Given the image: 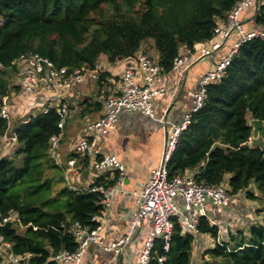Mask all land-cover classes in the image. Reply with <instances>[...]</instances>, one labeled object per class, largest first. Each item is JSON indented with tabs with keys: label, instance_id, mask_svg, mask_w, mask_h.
I'll use <instances>...</instances> for the list:
<instances>
[{
	"label": "trees",
	"instance_id": "16d2710c",
	"mask_svg": "<svg viewBox=\"0 0 264 264\" xmlns=\"http://www.w3.org/2000/svg\"><path fill=\"white\" fill-rule=\"evenodd\" d=\"M239 1L0 0V147L11 119L1 115L4 98L21 89L13 82L18 76L13 62L20 56L39 53L58 67L95 69L103 55L111 62L131 58L154 40L160 63L170 71L182 47L215 38L219 21ZM254 20L264 28V5ZM108 74L100 72L99 83ZM101 105L96 102V108ZM251 118L264 121L261 37L244 41L223 78L208 85L203 107L193 114L168 162L170 177L191 170L209 184L225 182L231 194L243 191L264 199V124L262 142L256 143ZM59 121L55 108L23 120L7 135L16 138L14 146L0 158V236L11 244L9 252L26 256L22 264H60L59 252L78 247L70 224L96 228L99 222L92 217L104 210L100 193L64 184L63 169L50 150ZM257 211L264 214V205ZM11 216L14 220L4 222ZM199 226L216 238L201 264H264V222L251 224L248 235L241 230L223 241H217L219 227L208 217L202 216ZM194 240L176 223L169 250L158 239L149 264H192ZM3 257L0 250V264H7Z\"/></svg>",
	"mask_w": 264,
	"mask_h": 264
},
{
	"label": "built area",
	"instance_id": "2783aa9c",
	"mask_svg": "<svg viewBox=\"0 0 264 264\" xmlns=\"http://www.w3.org/2000/svg\"><path fill=\"white\" fill-rule=\"evenodd\" d=\"M256 2L257 0H240L214 29L216 37L219 36L227 40L233 33H237L240 39L217 61L213 69L200 77L193 94V108L184 113L182 121L174 125L173 130L166 135L160 165L152 169L149 179L143 184L141 191L135 192L138 210L134 214L129 230L118 240L106 244L103 240L100 221L105 210L111 204V197L115 192L123 191L125 188L126 168L117 156L103 153L100 148L96 147L97 136L106 134L116 127L122 110H138L147 116L156 118L154 102L167 92L165 86L158 85L156 82L165 71L159 57L143 53L135 55L136 57H132L128 62L122 71V84L119 90L104 98L103 114L87 124V136L79 140L74 149L81 159L85 156H94L92 168L96 171H115L117 177L113 184L101 183L88 188L90 192L102 195L100 202L104 206V210L92 217V220L99 224L93 229L84 226L79 221L70 224L69 231L75 236L78 247L74 252L67 250L59 252L55 259L60 264H80L86 248L91 243L99 244L105 251H112L114 256L120 257L122 251L132 241L136 231L144 224L149 225V232L140 252L138 264H149L158 239L163 240L164 250H169L176 223L179 224L182 233H191L196 236L201 233L200 218L209 215V205H213L215 208H225L229 205L231 193L225 182L209 184L205 180L199 179L194 172L171 178L168 162L177 147L180 135L190 125L193 114L203 107L207 98L208 85L223 78L227 67L244 41L254 37L264 38V28L247 32L241 22L242 12L255 5ZM220 47V42H213L210 46L199 42L192 49L185 47V52L179 53L173 60L171 70L175 71L178 76H184L183 69L190 63L192 55L197 52L201 56L210 55ZM13 64L18 68L17 75L22 81L20 87L24 93L32 94L43 90L55 97V100L49 102L43 109V113H47L50 108H55L60 117L58 124L60 132L50 139L51 154L62 169L64 166H68L74 174L78 175V159H69L65 165L57 158L65 125L71 116V108L67 99L71 93L79 94L80 87L89 78L98 80L99 74L102 72L99 63L95 69L86 67L71 69L68 66L58 67L52 60L39 53H29L20 56ZM1 69L3 66L0 64ZM15 85L19 84L15 83ZM1 115L6 118L11 117L10 95L4 98ZM162 121L167 123V120ZM178 197L184 200V213L178 208ZM9 220H14L13 216L5 218L4 222ZM0 243L1 248L7 251V264H22V261L26 259L24 255H15L9 252L7 249L11 248V244L5 242L1 236ZM163 260L164 257L159 258L160 262Z\"/></svg>",
	"mask_w": 264,
	"mask_h": 264
},
{
	"label": "crops",
	"instance_id": "0c3cea01",
	"mask_svg": "<svg viewBox=\"0 0 264 264\" xmlns=\"http://www.w3.org/2000/svg\"><path fill=\"white\" fill-rule=\"evenodd\" d=\"M262 5H264V0H257L255 5L248 7L242 12L241 22L247 32L262 28L254 20ZM239 39L240 36L237 33H233L227 40L215 36L213 40L204 42L206 46H210L213 42H220L221 47L210 55L201 56L198 52L192 55L187 67L183 66L185 67L183 69L184 76H178L172 70L164 71L156 82L158 85L165 86L167 92L154 102L156 118L147 116L138 110H122L116 127L106 134L97 136L96 147L100 148L103 153L117 156L126 168L125 188L123 191L115 192L111 197V204L105 210L100 221L104 243L109 244L118 240L129 230L134 214L138 210L135 192L141 191L143 184L148 181L152 169L160 165L166 135L173 130L174 125L182 121L184 113L193 108V94L200 77L213 69L217 61ZM184 52L185 47H182L179 53L182 54ZM143 53L159 57L152 40L145 42L136 55ZM131 58L111 62L105 55L101 56L99 68H101L102 72L107 71L109 73L106 80L99 83L97 79L89 78L80 87L79 94L71 93L68 96L67 100L71 108V116L66 122L57 158L65 165L69 159H78L77 167L79 169L77 175L71 171V168L64 166L62 170L65 180L64 184L73 188L86 189L95 185L94 183L99 180L102 184L115 182L117 177L115 171H96L92 168L95 157L85 156L81 159L74 152V149L78 141L87 136V124L92 120L98 119L103 114L104 98L108 94L119 90L122 84V71ZM15 79H17L15 83L22 84L19 76ZM14 94L15 91L10 95L11 117H13V114L17 115L21 119L20 122L27 120L32 115L42 113L44 107L55 100L53 95L43 90L29 95L20 89L17 91V95L13 97ZM96 102L102 103L100 108H96ZM162 120H167V123ZM80 122L82 125H79ZM15 127L14 125L13 130L11 127L9 128L8 136L11 130L14 131ZM7 135L2 139L0 158L8 154L14 146L12 141L15 139L13 140L12 137L10 138ZM84 170L87 171L85 176H83ZM193 172L188 170L184 174ZM254 186H252V189L256 190ZM238 194H241V197L233 198L231 196V201L225 208H215L213 205L208 207V218L211 224L219 227L217 241L229 239L232 234L236 236L241 230L248 235L251 224L264 222V214L257 211L258 207L253 208L254 203L249 202L250 197L243 191ZM244 198L248 199L247 204L246 200H243ZM181 199V197H178L177 201ZM256 213L259 214L258 219L255 217ZM148 232L149 225H142L134 234L132 241L122 251L120 257L114 256L112 251H105L99 244L91 243L86 248L80 264H138L139 255ZM211 246L210 239L204 233L196 235L193 242L192 264H201L202 259L198 254H203Z\"/></svg>",
	"mask_w": 264,
	"mask_h": 264
},
{
	"label": "rangeland",
	"instance_id": "374dc122",
	"mask_svg": "<svg viewBox=\"0 0 264 264\" xmlns=\"http://www.w3.org/2000/svg\"><path fill=\"white\" fill-rule=\"evenodd\" d=\"M153 41H154V40H152V43L154 44ZM148 44H149V43H148ZM105 67H108V66H105ZM16 76H17V75H16ZM16 80H17V79L13 80V82L15 83ZM32 94H33V93H32ZM16 95H17V91H15V94L13 95V97L16 96ZM29 95H31V94H29ZM34 112H36V111H34ZM16 117H17V115H14V114H13V117H11V120H10V123H11L10 127L12 128V130H13V126H14V125H15V126L19 125V124H20V121H21V119H19L18 117H17V119H15ZM79 125H82V123L80 122ZM12 130H11L9 136L12 135V132H13ZM86 173H87V171L84 170V171H83V176H85ZM238 193H241V192L232 193L231 196H233V198H234V197H238V196L241 197V196H240L241 194H238ZM243 200H246V199L244 198ZM245 202H246V204H247L248 199H247ZM249 202H250V203H251V202L254 203V204H253V208H254V207L262 208V205H264V199H261V198H259V197H257V198H251V197H250V198H249ZM183 207H184V200L181 199V200L178 201V208L181 210L182 213H184V208H183ZM256 214H257V215H256L255 217H256V219H258L259 214H258V213H256ZM18 228H19L18 231H19L20 233H22V232L24 231V228H23V227L20 226V227H18ZM204 235L208 236V238H209L210 241H211L212 247H213V245L215 244L216 238H215L212 234H210V233H204ZM0 250L3 251V253H4V257H3L4 262L7 263V261H8V258H7V255H6L7 251H5L4 249H3V250L0 249ZM198 255H199V257H200L201 259L203 258V257H201V256H204V255H205V258H206V259H209V257L205 254V251H204L203 254L199 253ZM198 255H196V256L198 257Z\"/></svg>",
	"mask_w": 264,
	"mask_h": 264
},
{
	"label": "water",
	"instance_id": "95a60500",
	"mask_svg": "<svg viewBox=\"0 0 264 264\" xmlns=\"http://www.w3.org/2000/svg\"><path fill=\"white\" fill-rule=\"evenodd\" d=\"M251 126H253V135H252V139L254 140V142L256 143H260L262 142L261 136H260V129L264 124V121L261 119H256V118H251L249 120Z\"/></svg>",
	"mask_w": 264,
	"mask_h": 264
}]
</instances>
